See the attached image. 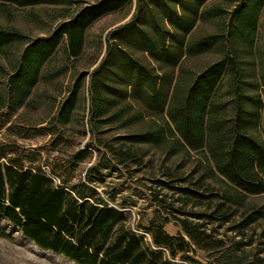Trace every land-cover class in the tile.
<instances>
[{
	"label": "trees",
	"instance_id": "16d2710c",
	"mask_svg": "<svg viewBox=\"0 0 264 264\" xmlns=\"http://www.w3.org/2000/svg\"><path fill=\"white\" fill-rule=\"evenodd\" d=\"M212 1L136 0L131 20L108 33L98 66L78 77L52 118L55 127L71 123L87 77L93 126L120 123L129 128L143 123L146 113L160 116L162 124L124 140L168 145L171 156L204 153L205 177L219 180L226 191L221 196L198 189L178 191L197 206L215 203L209 213L198 214L210 223L228 222L227 211L243 207L249 196L264 195V0ZM76 3L0 0V9L76 8L47 37L29 39L19 29L0 24V55L7 59V64L0 62V131L26 106L61 50L69 62L81 57L90 27L133 0ZM199 23H213L216 30L195 37ZM205 54L218 59L189 77L183 62ZM68 71L60 69L48 79ZM6 146H0V216L41 248L74 264H212L196 259L195 249L209 253L224 248L222 240L187 220L180 222L185 238L168 234L157 221L141 233L132 231L126 227V212L93 186L96 166L77 181L72 179L73 167L55 179L41 167L8 157ZM121 155L125 160L134 157L130 149ZM257 219L251 215L239 227L245 229ZM237 260L235 253L215 259L217 264ZM249 264L264 262L257 258Z\"/></svg>",
	"mask_w": 264,
	"mask_h": 264
},
{
	"label": "rangeland",
	"instance_id": "374dc122",
	"mask_svg": "<svg viewBox=\"0 0 264 264\" xmlns=\"http://www.w3.org/2000/svg\"><path fill=\"white\" fill-rule=\"evenodd\" d=\"M71 1L82 6L96 0ZM6 6L0 9V24L19 29L29 39L50 36L54 28L65 20L64 16H73L76 11L75 6L70 4L24 8ZM135 10L136 0H133L131 5L94 23L87 32L84 53L73 62L67 61L64 51H60L45 69L44 79L26 106L11 124L0 131V146L7 145L8 157L24 166L41 167L55 179L73 167L75 173L72 179L77 181L84 178L89 168L96 166L92 176L93 186L105 198L114 200V206L126 212V227L132 231L141 233L152 221H157L164 223L168 234L185 238L181 220L202 225L201 229L207 230L224 244L223 249L209 253L195 249V258L203 263L217 264L215 259L226 253L236 254V264L253 263L257 258L264 262V195L249 196L243 207L227 211L231 215L228 222L221 219L210 223L199 219L198 214L209 213V208H214L215 203L197 206L178 188L198 189L204 195L213 192L221 196L226 191L219 180L205 177L208 166L205 154L191 152L171 156L168 145H132L124 140L132 134L156 128L162 124L160 116L146 113L143 123L129 128L122 127L120 123L93 126L89 114L87 77L71 123L64 126L56 124L55 127L52 118L57 114L62 100L74 89L82 73H90L98 66L106 50L108 33L128 23ZM215 30L213 23H199L194 36ZM217 59L218 56L214 54L187 59L182 69L192 77ZM0 62L7 64V59L0 55ZM66 67L69 69L67 73L48 79L49 75ZM133 103L135 109H141L140 105ZM262 116L264 122V109ZM51 130L53 132L50 134ZM128 149L134 157L125 160L121 153ZM85 156L86 159H83ZM258 212L261 216L256 215ZM251 215L258 219L245 229L239 227ZM0 232L7 234L6 237L0 236V264H74L59 254L41 248L1 216ZM146 238L150 241L148 235Z\"/></svg>",
	"mask_w": 264,
	"mask_h": 264
}]
</instances>
